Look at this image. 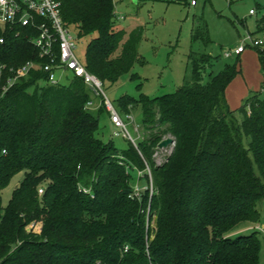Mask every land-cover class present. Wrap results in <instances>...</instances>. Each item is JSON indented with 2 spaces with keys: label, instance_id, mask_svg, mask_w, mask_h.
Segmentation results:
<instances>
[{
  "label": "trees",
  "instance_id": "1",
  "mask_svg": "<svg viewBox=\"0 0 264 264\" xmlns=\"http://www.w3.org/2000/svg\"><path fill=\"white\" fill-rule=\"evenodd\" d=\"M61 1L63 23L90 36L86 69L114 84L135 62L139 31L115 27L113 0ZM256 27L264 32V13ZM15 33L0 27V62L37 59ZM192 38L209 43L207 24ZM248 47L263 68L264 45ZM239 54L203 82L214 58L191 52V80L175 92L119 97L126 114L140 104L148 132L122 150L100 138L103 106L92 111L87 103L103 99L81 78L49 84L34 69L9 87L0 97V264H259L255 231L229 234L257 221L264 195V80L236 109L239 120L224 96L240 72ZM166 135L173 146L156 163ZM133 168L145 181L137 194ZM19 172L3 206L1 190Z\"/></svg>",
  "mask_w": 264,
  "mask_h": 264
},
{
  "label": "rangeland",
  "instance_id": "2",
  "mask_svg": "<svg viewBox=\"0 0 264 264\" xmlns=\"http://www.w3.org/2000/svg\"><path fill=\"white\" fill-rule=\"evenodd\" d=\"M115 27L127 33L133 29L139 31L137 57L130 71L122 75L117 82L104 85V91L122 119L127 121V129L135 144L142 141L148 132L140 124L142 111L140 104L128 106L131 118L121 112L116 103L123 95L133 98L145 96L153 98L175 92L184 82L191 80V64L189 54L209 53L213 56V65L206 71L203 82L209 80V73H218L226 63H232L237 55L224 52L231 51L243 43V38L249 33L254 37H264V32L256 27V19L264 13V0H197V5L191 6L184 1L165 0H113ZM258 4V6L256 5ZM259 8L257 14L249 15L250 8ZM116 17H121L116 19ZM207 24L211 41L205 44L195 40L192 34L198 25ZM90 36L76 35L75 53L83 61L86 44ZM240 72L231 80L224 90V96L233 115L239 120L236 109L242 100L251 92L258 91L264 80V66L254 48H245L239 55ZM66 76V75H65ZM64 76V77H65ZM62 78V82H66ZM103 106L99 115V136L102 140H112L119 149H125L130 139L121 134L115 135L106 107L98 97L91 101L90 109L94 111ZM171 137L166 135L165 137ZM172 138V137H171ZM246 145L245 137L242 139ZM132 142V141H131ZM173 146L158 147L153 155L156 163L165 161ZM256 171V167H255ZM133 185L142 187L145 184L135 168L130 170ZM23 172L15 174L7 186L1 190L2 205L10 198L12 189L22 179ZM258 211L256 222L243 220L229 234L250 233L255 231L260 244L258 260L264 264V195L255 202Z\"/></svg>",
  "mask_w": 264,
  "mask_h": 264
},
{
  "label": "built area",
  "instance_id": "3",
  "mask_svg": "<svg viewBox=\"0 0 264 264\" xmlns=\"http://www.w3.org/2000/svg\"><path fill=\"white\" fill-rule=\"evenodd\" d=\"M173 1H184L191 6L197 4V0ZM61 6V0H0V27L14 30L16 35L24 36L37 54V59H28L18 66H9L0 62V97L17 80L26 77L34 69L44 73V80L49 84H57L62 78L67 79L71 76L81 78L95 96L102 97L109 112V119L118 129L114 130V134L128 137L134 143V138H131L127 129L128 122L122 119L108 99L104 84L95 74L88 71L83 61L77 57L76 32L63 23ZM248 14L255 15L256 9L250 8ZM118 18L121 17H116ZM3 42L4 37L0 36V43ZM249 45L263 46L264 37H254L248 33L243 38L242 44L224 52V55L226 57L232 53L237 55ZM90 104L91 101L87 103L88 106ZM126 117L131 118L129 114ZM138 190V186L134 188L135 194ZM149 190L153 191L151 183ZM83 191L89 190L83 188ZM38 193H42L41 187L38 188Z\"/></svg>",
  "mask_w": 264,
  "mask_h": 264
},
{
  "label": "water",
  "instance_id": "4",
  "mask_svg": "<svg viewBox=\"0 0 264 264\" xmlns=\"http://www.w3.org/2000/svg\"><path fill=\"white\" fill-rule=\"evenodd\" d=\"M173 143V139L171 137H165L163 138L159 143H158V147H166L169 144Z\"/></svg>",
  "mask_w": 264,
  "mask_h": 264
},
{
  "label": "crops",
  "instance_id": "5",
  "mask_svg": "<svg viewBox=\"0 0 264 264\" xmlns=\"http://www.w3.org/2000/svg\"><path fill=\"white\" fill-rule=\"evenodd\" d=\"M197 5V4H196ZM195 6V5H194Z\"/></svg>",
  "mask_w": 264,
  "mask_h": 264
}]
</instances>
